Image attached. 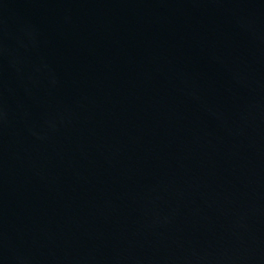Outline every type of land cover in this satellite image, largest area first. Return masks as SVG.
I'll use <instances>...</instances> for the list:
<instances>
[{"label": "water", "instance_id": "water-1", "mask_svg": "<svg viewBox=\"0 0 264 264\" xmlns=\"http://www.w3.org/2000/svg\"><path fill=\"white\" fill-rule=\"evenodd\" d=\"M0 264H264V0H0Z\"/></svg>", "mask_w": 264, "mask_h": 264}]
</instances>
